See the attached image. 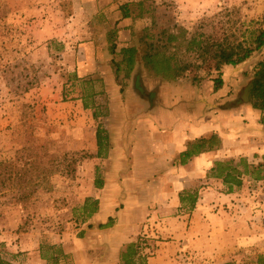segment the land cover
I'll list each match as a JSON object with an SVG mask.
<instances>
[{"label":"rangeland","instance_id":"rangeland-1","mask_svg":"<svg viewBox=\"0 0 264 264\" xmlns=\"http://www.w3.org/2000/svg\"><path fill=\"white\" fill-rule=\"evenodd\" d=\"M145 1L147 7L153 8L156 31L182 25L177 19L179 9L171 0ZM245 11L239 4L223 5L221 9L201 15L189 28L200 26L221 37L233 25L241 27L243 21L254 19L264 25L262 17H247ZM31 25L19 20V0H0V164L5 163L0 165V172L3 171L0 174V253L13 264H19V256L23 259L21 263L27 261V255L23 256L26 252L19 253V235L28 234L40 236L49 243L63 241L77 255L78 263L98 264L86 257L85 252L92 249L87 248L90 243L81 242L85 238L86 223L91 219L83 221L80 207L86 195L94 190L92 180L97 171L103 176L114 163L93 156L97 151L91 150L90 143L97 138L94 128L98 122L93 116V124L92 109L89 108L92 115L88 114L87 108L82 109L72 101L75 94L81 98L83 91L80 83L72 79L75 71L68 68L77 62L78 55L70 54L66 62L62 54L51 53L47 50L48 40L38 37ZM262 54L264 50L233 68L225 94L233 95L241 90L246 81L244 73L252 70ZM209 65L211 62L207 67ZM55 69L64 81L67 80V85L57 87L47 83ZM207 69H201L199 74L206 78L218 76L217 70ZM142 78L144 82L140 84L135 79L129 80L134 87L133 93H139V88L146 81L154 82L151 79L155 77L143 71ZM128 86L126 84L125 88ZM110 97L109 92L99 97L108 111ZM133 97L129 101L135 107ZM128 99L123 95L124 102ZM104 106L100 110L103 113L106 112ZM102 120L106 123L105 117ZM228 145L216 149V157L239 160V147L231 141ZM261 151L260 148L242 157L258 164L263 161L264 152ZM133 168L120 165L119 174L135 176ZM135 168L149 172L146 167ZM197 179L184 190H197L198 200L202 196L209 202L210 214L202 212L199 218L192 213L195 207H178L173 204L172 197L167 200L170 206L166 212L146 213L141 203L144 206L151 198L149 189L136 188L139 185L136 182L115 183L129 185L131 190H136L137 196L140 194L139 197L131 196L138 213L124 211L128 210L130 199L124 193L125 188L113 206L115 222L123 215L127 224L129 222L124 239L133 238L131 242L139 245V264H222L227 261L256 264L257 255L264 253V179L245 176L243 186L234 191L235 196L221 194L233 193L225 191L221 179L212 182L202 176ZM134 215L138 221L132 220ZM95 224L94 228H98L99 223ZM219 230L223 231L218 232L220 237L213 238L214 231ZM76 262L73 256L67 260V264Z\"/></svg>","mask_w":264,"mask_h":264},{"label":"crops","instance_id":"crops-1","mask_svg":"<svg viewBox=\"0 0 264 264\" xmlns=\"http://www.w3.org/2000/svg\"><path fill=\"white\" fill-rule=\"evenodd\" d=\"M138 1L140 0H19V20L31 23L34 33L43 40H48L47 50L62 54L66 62L69 61L70 54H77V62L67 67L77 72L80 77L101 78L111 96L109 114L104 123L110 133L111 146L104 157L99 159H105L107 163L114 165L103 175V187L95 186L96 176L92 180L94 190H91L92 193H88L86 198H98L99 210L88 218L91 220L86 223L85 238L81 241L90 243L87 248L92 249L85 252L86 257L98 261V264H119L121 249L133 240L124 239L127 237L129 224L123 218L124 215L119 216L118 222L111 227H89V224L106 222L109 216H114L113 206L115 207L119 193H122L124 188L127 189L124 193L130 197L128 210L124 211L138 213L132 205L131 196L139 197L140 194L137 196L136 190H131L129 185L117 186L116 182H136L139 185L135 187L139 189L145 186L151 192V198L144 206L141 203L144 212L164 213L170 206L167 202L170 197L173 198V204L186 207V204L181 203L180 192L190 188L197 178L202 176L209 182L217 180L207 175L215 160H223L222 157H216L215 150L194 155L188 158L186 163H181L180 153L187 148L189 141L218 133L222 139L221 148L229 146L230 141L234 142L239 147L238 154H241V157L260 148L261 152H264V110L254 108L249 103H237L239 92L233 95L225 94L235 66H223L221 71L226 86L219 90L214 89L212 75L196 82L188 78L169 82L152 76L151 81L154 82L149 84L146 81L143 87L139 88V93H133L134 87L130 85L129 80V86L121 92V85L115 81L111 64L113 55L110 53L108 37L110 30L116 27L119 51L131 43L133 30L136 31L151 22L152 16L147 12L138 16ZM171 2L179 9L178 22L187 27L195 23L201 15H207L228 4L242 5L247 10V17H262L264 20V0ZM126 5L130 7L126 10L131 9V14L124 16ZM241 67L238 68L242 70ZM60 74L56 73L55 69L53 77H49L47 83L57 87L67 85V80L64 81ZM142 79L135 73L130 80L137 84L139 81L140 84L144 82ZM123 95L129 98L128 101H123ZM73 96V103L82 109L85 108L83 99L78 94ZM132 96L136 102L135 107L130 105ZM87 111L92 115L89 109ZM91 118L93 119V115ZM94 122L93 119V124ZM97 127L98 123L94 129L97 130ZM90 148L93 152L98 150L97 138L91 141ZM120 165L133 166L135 176L131 175L132 173L119 174ZM135 166L142 169L146 167L149 172L137 170ZM201 170L204 174H200ZM220 182L223 184L222 180ZM234 193L221 194L235 196ZM201 197L192 212L196 217L202 212L210 214L211 211L209 202ZM126 213L121 214L127 215ZM132 220L138 221L136 215ZM218 232L223 231H214L212 237L218 239ZM20 252H26L23 256L27 255V261L21 263L23 259L19 256V264H67L71 256L77 261L76 264H80L77 255L70 250L67 243L58 240L53 243L45 242L40 236L19 235Z\"/></svg>","mask_w":264,"mask_h":264},{"label":"trees","instance_id":"trees-1","mask_svg":"<svg viewBox=\"0 0 264 264\" xmlns=\"http://www.w3.org/2000/svg\"><path fill=\"white\" fill-rule=\"evenodd\" d=\"M145 0L137 2V14L143 16L149 13L151 22L136 31L133 30L131 43L118 51L116 27L110 30V53L113 55L111 64L115 75V81L121 85V92L125 90L127 80L138 74L142 78L143 71L162 81H176L180 78H188L194 82L201 81L206 75H200L201 69L217 70L218 76L213 80L215 90L224 85L222 68L225 65L237 66L256 52L264 50V25L258 20L243 21L241 27L233 25L224 32L221 37L208 33L200 26L190 29L185 25H175L170 30L156 31V19L152 15L153 8L147 7ZM126 5L124 16L131 14V9ZM236 23V22H234ZM235 26V27H234ZM210 67H207L208 64ZM246 81L238 93L237 103H249L254 108L264 110V54L252 67V70L244 73ZM72 79L83 87L81 98L84 107L93 110V116L98 122L96 132L98 150L93 156L104 157L110 148V133L105 127L102 118L109 114L108 106H104L99 97L107 94L105 83L99 77H80L74 72ZM74 83V82H73ZM105 87V89H104ZM140 90V89H139ZM106 109L103 113L101 107ZM264 120V117H263ZM222 139L218 133L209 137H199L187 143V148L180 153L181 163H186L188 158L206 151L216 150L221 147ZM263 161L258 164L250 163L246 157L239 160L228 158L215 160L210 168V176L221 179L226 192H234L244 184V177L260 180L264 179V154ZM5 164L1 163L0 165ZM7 165V164H6ZM5 165V166H6ZM8 169V166L5 167ZM98 170V169H97ZM3 171L0 172V174ZM103 176L97 171L95 186L103 187ZM182 204L189 205L190 209L196 206L198 200L197 190H184L180 193ZM80 210L83 221H87L99 210V199L87 197ZM115 216H109L106 222H100L98 228H107L114 225ZM96 225L89 224V227ZM140 254L137 242H130L120 252L122 264H139ZM0 264H13L5 260L0 253ZM222 264H236L227 261ZM256 264H264V253L257 255Z\"/></svg>","mask_w":264,"mask_h":264}]
</instances>
